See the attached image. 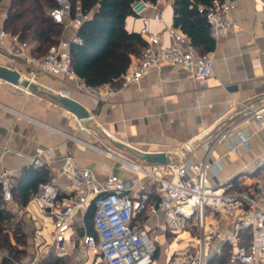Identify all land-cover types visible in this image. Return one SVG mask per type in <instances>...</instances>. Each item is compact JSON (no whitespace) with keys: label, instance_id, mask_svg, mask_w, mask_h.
<instances>
[{"label":"built area","instance_id":"2783aa9c","mask_svg":"<svg viewBox=\"0 0 264 264\" xmlns=\"http://www.w3.org/2000/svg\"><path fill=\"white\" fill-rule=\"evenodd\" d=\"M237 5L238 0H212L198 7L214 44L237 26L232 15ZM162 10L159 0L131 3L132 15L141 21L139 33L145 46L121 74L118 87L111 83L90 86L76 75L69 52L70 41L80 43L76 35L70 40L60 36L42 55H36L27 40L2 27L0 54L20 62L22 68H10L29 82L37 85L42 75L59 77L101 101L163 64L181 66L194 80L205 81L213 74V52L201 54L179 27L164 23ZM48 14L55 23L76 28L90 15L83 12L79 2L71 0H55ZM151 21L163 25L166 44L161 32L149 29ZM254 64L259 62L255 59ZM14 86L25 93L33 92L20 84ZM62 89L69 94L65 88L53 93L62 94ZM239 113L238 118L213 131L201 144L190 142L192 147L178 161L144 163L100 149L118 163L128 174L126 177L109 170L105 178L99 179L92 168L78 165L71 153L53 166L52 149L29 158L28 163L34 168L52 169L48 180L38 183L30 196V201L50 216L49 245L59 256L71 253L79 245L83 256L91 253L90 264H264V178L255 177L249 185L232 179L211 182L222 167L221 158L214 153L216 145L225 143L229 150L237 152L239 145H246V124L253 121L259 128L264 127V103L242 105ZM73 118L77 129H84L86 121L95 120L93 114L84 119ZM198 151L202 153L199 158L189 157ZM18 175L16 169L4 167L0 171V196L6 203L13 200L12 186ZM90 206L94 207L91 232L84 222ZM159 214L164 219L155 220L151 231L160 227L170 237L167 244H179L172 250L163 247L161 258L157 235L151 237L145 225ZM77 216L81 217V225L76 224ZM184 232L186 235L182 236Z\"/></svg>","mask_w":264,"mask_h":264},{"label":"crops","instance_id":"0c3cea01","mask_svg":"<svg viewBox=\"0 0 264 264\" xmlns=\"http://www.w3.org/2000/svg\"><path fill=\"white\" fill-rule=\"evenodd\" d=\"M9 1L0 2V28ZM159 1L164 23L172 24V0ZM232 15L237 26L214 44L213 74L202 82L194 80L181 66L163 64L101 101L55 76H40L37 91L31 93L0 79V171L4 167L16 169L20 175L31 166L29 158L52 149L53 166L71 153L78 165L92 168L99 179L105 178L109 170L126 177L128 174L118 163L100 149L124 154L126 150L120 143L148 151L173 150L189 146L190 142L201 144L213 131L238 118L242 105L263 104L264 0H238ZM124 27L140 32L141 21L129 15ZM149 29L161 32L163 43H167L163 25L151 21ZM76 30L74 26L63 27L61 36L70 40ZM255 59L259 65L254 64ZM0 65L22 68L20 62L1 54ZM60 88L67 89L69 97L94 115L95 120L86 121L84 129L75 128L73 116L51 97ZM244 127L248 132L246 145H239L237 152L229 150L225 143L216 145L214 153L221 158L222 167L211 182L232 179L249 185L255 177L264 178V127L259 128L253 121ZM201 154L198 151L189 157L197 159ZM48 172L51 174L52 169ZM17 198L7 204L18 214L24 210L36 220L35 240V234L40 233L39 219H48L50 227V216L30 200L20 206ZM158 219L163 220V215L145 225L152 226ZM75 221L81 225L80 216ZM3 257L0 251V264H7Z\"/></svg>","mask_w":264,"mask_h":264},{"label":"trees","instance_id":"16d2710c","mask_svg":"<svg viewBox=\"0 0 264 264\" xmlns=\"http://www.w3.org/2000/svg\"><path fill=\"white\" fill-rule=\"evenodd\" d=\"M2 0H0L1 2ZM79 2L83 12L89 17L77 28L75 35L80 43L70 41L69 52L71 65L83 81L90 86L111 83L118 87L121 74L131 60L140 56L145 41L139 32L128 31L124 20L132 15L131 3L134 0H71ZM212 0H172V25L179 27L188 41L195 45L201 54L212 51L214 42L209 35L208 24L203 15L198 13L200 5L206 6ZM55 5V0H10L3 28L11 33H18L19 38L31 44V51L42 55L48 46L63 33V25L55 23L48 10ZM48 169H23L15 178L12 186L13 200L18 197L20 206L30 200L38 183L48 180ZM7 203L0 196V233L2 222L10 215ZM94 207L90 206L84 214L86 230L92 231ZM1 245L9 247L8 256L15 259L13 252L19 254L23 250L13 248L8 238H3ZM12 253V255L10 254ZM226 254L222 256L224 260ZM12 264L11 259L3 257V263ZM16 261H20L15 259ZM65 264L62 257L54 256L45 259L43 264Z\"/></svg>","mask_w":264,"mask_h":264},{"label":"rangeland","instance_id":"374dc122","mask_svg":"<svg viewBox=\"0 0 264 264\" xmlns=\"http://www.w3.org/2000/svg\"><path fill=\"white\" fill-rule=\"evenodd\" d=\"M125 153L123 155L133 158L134 160H138L140 162H146L143 161L137 157H134L129 152L124 151ZM8 208V215L9 218L2 222L3 228L5 230H1L0 233V241L3 238H8L10 241V244L13 248H17L19 250H23L21 253L17 254L14 253L15 259H18L20 261H16L14 258L11 259V263L14 264L15 262L18 263H24V264H43L45 262V259H49L50 257L59 256L57 255L55 249L49 245L51 242V236L50 232L52 229V223L50 221V227L48 225V219L40 218L38 228L40 233L35 234L36 239L34 240L33 233H35V219H31V217L28 216V212L24 211L18 214L16 211H13L10 207V204L6 205ZM149 229V234L151 237L157 235V239L159 241L160 249L158 257L161 258L163 253V247H167V243L170 241V237L164 234L163 230L161 228H157V231L154 232L151 231V227L147 226ZM78 233L76 232V235ZM171 247V243L169 244ZM0 251L7 254L9 247L5 245H1L0 242ZM12 255V253H10ZM82 254V255H81ZM81 255V256H80ZM80 256V257H79ZM62 257V261L66 262L65 264H90L91 263V253H87L85 256H83V249L77 245V247L68 254L60 256ZM80 259V261H78ZM6 263H8L7 259L5 260ZM64 264V263H63Z\"/></svg>","mask_w":264,"mask_h":264},{"label":"water","instance_id":"95a60500","mask_svg":"<svg viewBox=\"0 0 264 264\" xmlns=\"http://www.w3.org/2000/svg\"><path fill=\"white\" fill-rule=\"evenodd\" d=\"M0 79L10 82L13 85L20 84L28 87L32 91H37L38 89L36 84L21 78L17 70L7 66L0 65ZM51 97L63 105L77 119H84L89 115L88 110L80 102L66 95L64 89H62V94L52 93ZM118 145L133 156L149 163L178 161L181 156L187 154V149L192 147L190 144L189 146H181L173 150L148 151L136 148L128 143H120Z\"/></svg>","mask_w":264,"mask_h":264},{"label":"bare ground","instance_id":"6f19581e","mask_svg":"<svg viewBox=\"0 0 264 264\" xmlns=\"http://www.w3.org/2000/svg\"><path fill=\"white\" fill-rule=\"evenodd\" d=\"M181 235H182V236H185L186 233H185V232H184V233H181ZM171 245H172V246L170 247L169 244H168V249H169V250H172L173 248L177 247L179 244L176 243L175 241H172V242H171Z\"/></svg>","mask_w":264,"mask_h":264}]
</instances>
